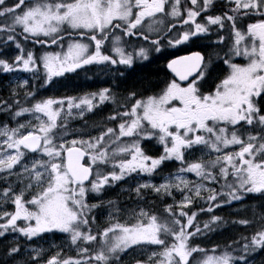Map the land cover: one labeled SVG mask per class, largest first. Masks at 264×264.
Here are the masks:
<instances>
[{"label":"snow or ice","instance_id":"snow-or-ice-1","mask_svg":"<svg viewBox=\"0 0 264 264\" xmlns=\"http://www.w3.org/2000/svg\"><path fill=\"white\" fill-rule=\"evenodd\" d=\"M223 4L215 14L218 0H0V75L32 73L42 88L66 86L62 78L91 66L123 77L120 66L134 72L165 47L208 40L211 49L172 59L173 79L159 91H129L123 110L106 117L116 126L97 124L95 134L70 120L115 102L111 88L40 99L28 79L18 83L26 91L13 97L22 94L28 106L0 100V112L16 121L0 122V240L66 234L76 255L58 249L43 264H250L264 252V0ZM132 39L145 43L132 47ZM22 42L59 50L38 55ZM9 44L17 49L11 60L2 55ZM153 140L157 156L145 147ZM169 162L179 167L163 182L131 189L138 199L172 197L166 215L109 200L107 226L96 224L93 210L104 206L97 198L134 175H160ZM197 199L207 205L201 212L228 205L250 212L231 223L255 231L209 254L193 237L228 221L212 215L201 225L186 211ZM21 252L9 245L0 264H41L42 251L29 250L27 259Z\"/></svg>","mask_w":264,"mask_h":264},{"label":"rangeland","instance_id":"rangeland-1","mask_svg":"<svg viewBox=\"0 0 264 264\" xmlns=\"http://www.w3.org/2000/svg\"><path fill=\"white\" fill-rule=\"evenodd\" d=\"M11 2V0H9ZM226 10V9H225ZM218 14V13H215ZM215 40V36L212 37V41ZM144 44L145 42L136 39H132V47H135L136 44ZM210 41L204 40L198 42L195 48L206 52L211 49L208 47ZM27 49L32 51L31 43L24 45ZM191 46L182 45L176 48L165 47L164 50L160 53H153L152 58L148 62H143L136 66L134 72H129L123 69V66H120L121 71H125V75L120 77L114 67H109L103 69L100 66H91L86 69L79 70L78 73L68 74L63 79L64 85L60 86L59 84L56 87L42 88L40 87V80L33 77L32 73L16 72L10 74L0 75V100L8 101L9 104H13L14 100H19L21 105L28 106L29 101L22 94L20 96L13 97V90L20 91L23 93L25 89H18V83L22 82L24 79L29 80V88H32L37 91V98H56L60 99L63 97H81L88 93L98 92L103 88H111L115 96V102H108L97 108L92 113H87L84 117V120L74 119L70 120V127L73 129H84V123L87 122V129H84L87 132H92L95 134L94 129L97 124L107 123L109 127H115L116 121H106V117L115 114L117 111L123 110L121 108L122 104L127 103L125 97L128 95L129 91L136 90L143 92L147 87L152 88L153 91H159V88L163 87L165 82L171 80V75L167 74V64L170 58L175 55L180 54L185 48L186 50L193 49ZM55 45H52L50 48L40 45L37 51H34L38 55L43 54L46 51H58ZM17 54V49L9 44L3 50V57L11 60ZM223 67V66H221ZM132 77V78H131ZM134 77V79H133ZM158 86V87H154ZM129 87V88H128ZM124 90V91H123ZM128 92V93H127ZM127 93V94H126ZM151 94V93H149ZM12 99L13 101H10ZM0 107H3L0 105ZM13 110L15 106L13 105ZM11 113L7 110L0 112V122L8 124L10 126H15L16 121L10 119ZM27 117H25L26 119ZM145 147L148 154L157 156L161 154L162 148L160 145L156 144L153 141H145ZM199 155V154H197ZM195 157H189V160H194ZM179 167L178 162H169L167 163L160 175L154 177H146L143 175H134L129 178L127 181H122L117 184L116 187L107 190L102 197L97 199H103L104 206L101 208L94 209V214L96 215V223L101 228L106 227L109 221V213L113 212V208L107 202L109 200L115 201L119 208L131 210L133 208H144L149 209L155 212L158 215H166L164 208L168 204H173L172 197H163L157 198L155 193L148 192L143 199H138L131 189L138 183L145 181H151L153 183H161L163 179L166 178L170 173H175ZM190 180H196L197 178L190 174ZM3 182H0V188H2ZM175 200L179 201L182 199L180 193H174ZM97 199L89 198L90 202L95 203ZM197 201H200L197 199ZM203 201V200H202ZM205 202V201H204ZM251 203V201H250ZM194 205V204H193ZM254 206V205H253ZM9 210L11 206L9 205ZM192 207V206H191ZM190 209V208H189ZM189 209H186L188 211ZM237 205H228L225 207L217 208L213 212L215 215H222L226 211H232V216L238 210ZM191 214V213H190ZM244 214H247L245 212ZM123 216V213L118 214ZM209 216V212L205 214V217ZM204 217V216H203ZM197 219V217H196ZM252 231H255V228H251ZM235 230L230 228L229 231L222 236L223 238L232 239L234 238ZM19 244L22 249L21 256L25 259L28 258L29 250H40L43 252V258L41 259V264H43V259L49 258L51 255H54L58 249H63V255L75 256L76 250L74 246L70 244V241L66 234L61 233H46L42 238H36L32 241L26 240L24 237L19 236L18 234H12L5 237L3 240H0V253H2L9 245ZM139 253V250H137ZM217 252H219L217 250ZM35 254V251H33ZM147 252L144 255H137L136 258L144 259ZM211 254V253H209ZM124 264H129V260L125 259ZM250 264H264V252L256 254Z\"/></svg>","mask_w":264,"mask_h":264},{"label":"trees","instance_id":"trees-1","mask_svg":"<svg viewBox=\"0 0 264 264\" xmlns=\"http://www.w3.org/2000/svg\"><path fill=\"white\" fill-rule=\"evenodd\" d=\"M224 10H225V6L223 4V0H218V6L214 10L215 13L219 14ZM22 43H24V45H27L28 42H22ZM39 46L40 45H38V44H32L31 43V47L33 48L34 51H37ZM192 47H193V49H191V50H186V48H185L180 54H183V53H186V52H189L192 50H199V49L195 48L194 45ZM199 51H201V50H199ZM201 52H203V51H201ZM167 74H168V71H167ZM10 101H13V100L10 99ZM206 206L207 205L205 204V202L200 200V201H197L196 203H194V205H192V207H190V209L188 210L189 214L192 212L198 213L196 221L201 223V225L203 224V222L207 221L212 215H215L214 213H209V216L205 217V214H207V212L206 211L201 212L200 209L204 208ZM244 213H245L244 211L235 212L234 213V215L236 216V218H235L232 216V214H233L232 211L224 212L222 215H219V216L223 217L226 221H228L227 224H223V225H220L218 227H215V230H213V231H207L203 234L196 235L195 237H193L192 243L200 246L201 248L208 250L209 253H211V250L213 248H216L218 251L226 249L228 245L232 244V242L234 240L239 239L240 236H242V235L247 236L253 232L251 230L252 227H245V226H242L239 224L231 223L232 220L242 219V218H251L250 212H247V214H244ZM230 228H234V230H235L234 238H232V239L223 238V237L218 238V236H222L223 234L227 233ZM233 247H235V246H233Z\"/></svg>","mask_w":264,"mask_h":264},{"label":"water","instance_id":"water-1","mask_svg":"<svg viewBox=\"0 0 264 264\" xmlns=\"http://www.w3.org/2000/svg\"><path fill=\"white\" fill-rule=\"evenodd\" d=\"M195 52V51H194ZM192 53V52H191ZM191 53H188V54H184V55H181V56H179V57H182V56H185V55H190ZM179 57H176V58H179ZM176 58H174V59H176ZM169 72L171 73V71L169 70ZM172 74V73H171ZM173 76H174V74H172Z\"/></svg>","mask_w":264,"mask_h":264},{"label":"bare ground","instance_id":"bare-ground-1","mask_svg":"<svg viewBox=\"0 0 264 264\" xmlns=\"http://www.w3.org/2000/svg\"><path fill=\"white\" fill-rule=\"evenodd\" d=\"M131 78H132V77H131ZM133 79H134V77H133ZM146 87H147V86H146ZM128 88H129V87H128ZM123 91H124V90H123ZM127 93H128V92H127ZM127 93H126V94H127Z\"/></svg>","mask_w":264,"mask_h":264}]
</instances>
